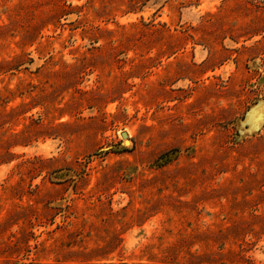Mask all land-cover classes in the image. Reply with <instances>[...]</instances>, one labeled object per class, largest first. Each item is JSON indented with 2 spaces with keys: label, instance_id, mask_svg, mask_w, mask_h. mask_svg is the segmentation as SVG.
Listing matches in <instances>:
<instances>
[{
  "label": "rangeland",
  "instance_id": "374dc122",
  "mask_svg": "<svg viewBox=\"0 0 264 264\" xmlns=\"http://www.w3.org/2000/svg\"><path fill=\"white\" fill-rule=\"evenodd\" d=\"M123 262L264 264V0H0V264Z\"/></svg>",
  "mask_w": 264,
  "mask_h": 264
},
{
  "label": "water",
  "instance_id": "95a60500",
  "mask_svg": "<svg viewBox=\"0 0 264 264\" xmlns=\"http://www.w3.org/2000/svg\"><path fill=\"white\" fill-rule=\"evenodd\" d=\"M123 136L126 138L127 143L129 142V139L127 138L128 134L126 132H123Z\"/></svg>",
  "mask_w": 264,
  "mask_h": 264
},
{
  "label": "trees",
  "instance_id": "16d2710c",
  "mask_svg": "<svg viewBox=\"0 0 264 264\" xmlns=\"http://www.w3.org/2000/svg\"><path fill=\"white\" fill-rule=\"evenodd\" d=\"M110 264H116V263H110ZM120 264H126L125 262H123V263H120Z\"/></svg>",
  "mask_w": 264,
  "mask_h": 264
}]
</instances>
